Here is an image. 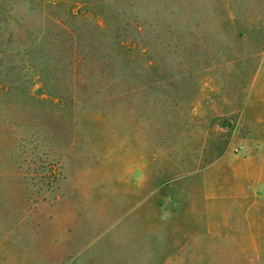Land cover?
<instances>
[{
	"label": "rangeland",
	"instance_id": "374dc122",
	"mask_svg": "<svg viewBox=\"0 0 264 264\" xmlns=\"http://www.w3.org/2000/svg\"><path fill=\"white\" fill-rule=\"evenodd\" d=\"M0 264H264V0H0Z\"/></svg>",
	"mask_w": 264,
	"mask_h": 264
}]
</instances>
